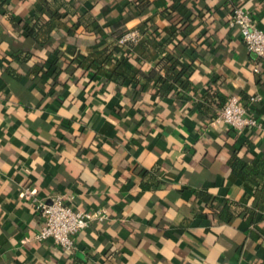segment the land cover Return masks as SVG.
<instances>
[{"label": "crops", "instance_id": "0c3cea01", "mask_svg": "<svg viewBox=\"0 0 264 264\" xmlns=\"http://www.w3.org/2000/svg\"><path fill=\"white\" fill-rule=\"evenodd\" d=\"M239 4L264 29V0L0 6V264H264L258 182L229 165L234 153L264 157V58L228 25ZM34 9L56 24L41 48L18 21ZM125 31L139 40L114 51ZM58 60L64 69L51 74ZM184 65L188 89L171 77ZM209 87L249 102L260 128L213 123L223 107L211 120L198 107ZM28 186L108 218L80 232L72 251L38 240Z\"/></svg>", "mask_w": 264, "mask_h": 264}, {"label": "built area", "instance_id": "2783aa9c", "mask_svg": "<svg viewBox=\"0 0 264 264\" xmlns=\"http://www.w3.org/2000/svg\"><path fill=\"white\" fill-rule=\"evenodd\" d=\"M230 26L239 28L248 50L258 57L264 58V29L257 26L250 10L242 6L234 8L231 14ZM140 38L137 31H125L117 36L116 44L121 52H128L131 45ZM259 72L258 66L254 67ZM260 99L253 96L252 101ZM213 123H223L236 130L260 128L261 124L251 113V109L241 103L238 96L227 99ZM24 194L31 199L43 224L35 235L38 240H52L62 249L72 251L76 247V236L87 229L94 221H104L108 218L106 208L81 210L70 204L64 196L56 195L42 198L32 188L25 187Z\"/></svg>", "mask_w": 264, "mask_h": 264}, {"label": "trees", "instance_id": "16d2710c", "mask_svg": "<svg viewBox=\"0 0 264 264\" xmlns=\"http://www.w3.org/2000/svg\"><path fill=\"white\" fill-rule=\"evenodd\" d=\"M10 2L11 0H0V6L3 7L4 5L9 4ZM237 6H242V5L239 4L236 5L235 7ZM58 13H59L58 11H55L54 13L52 12V17L54 15H57ZM230 20H231V16L228 20L229 26H230ZM18 21L21 28L23 29V32L26 34L27 37L31 38L36 43L35 46L37 48L50 45V43L52 42V35H53L52 33L56 28V24L51 20V18L49 19L44 16H41V14H39V11L37 9H34V11L27 18L25 19L19 18ZM113 50L121 51V48L117 45ZM32 55H33V51L28 50L26 53H24V58L20 59V63L27 60ZM52 64L53 63L49 64L46 67L42 66L41 68L42 69L47 68L49 70L51 68L50 65ZM54 64L55 67L52 69L51 74L57 75L59 73V71L57 70L64 69L63 62L60 63L58 60L57 63ZM67 64L70 65V63ZM186 69L187 66L184 65L183 68L179 71V75H175L172 73L171 74L172 76L171 75L170 76L173 79L180 80L182 86L185 89H188L192 85V82L188 80L189 77L187 75ZM119 78H120L119 75L114 76L116 82L120 81ZM181 78H184V80L183 79L181 80ZM252 98L253 96H251L250 98L251 101ZM202 99L203 102H201V104L198 106L199 110L205 114L210 115L209 116L210 120L216 117L218 109L224 107L226 103V101L222 99V97L219 98L218 93H215L214 90H212L210 87L203 92ZM239 99L241 103L244 104L245 106L247 107L250 106L249 102H244L241 96L239 97ZM229 165L236 174L241 176L244 175L245 177L252 178L253 180H256L258 182V186L256 187V192L254 193L255 196L254 199L258 203L264 201V157L258 160L257 162L252 163L250 161L245 160L243 157L239 156V154L234 153L229 159ZM225 209H229L228 203H226L224 210Z\"/></svg>", "mask_w": 264, "mask_h": 264}]
</instances>
